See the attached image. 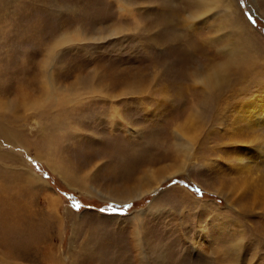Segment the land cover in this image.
Listing matches in <instances>:
<instances>
[{
  "label": "rangeland",
  "instance_id": "1",
  "mask_svg": "<svg viewBox=\"0 0 264 264\" xmlns=\"http://www.w3.org/2000/svg\"><path fill=\"white\" fill-rule=\"evenodd\" d=\"M45 1L0 61V264H264V0Z\"/></svg>",
  "mask_w": 264,
  "mask_h": 264
},
{
  "label": "bare ground",
  "instance_id": "2",
  "mask_svg": "<svg viewBox=\"0 0 264 264\" xmlns=\"http://www.w3.org/2000/svg\"><path fill=\"white\" fill-rule=\"evenodd\" d=\"M25 1V0H24ZM48 3L46 4V6L48 7H45L46 9L47 8H50L51 10H56V7L58 6L56 4V0H46L45 2ZM71 1V0H69ZM114 1V0H113ZM128 1V0H127ZM126 0H115V3L118 4L119 8L121 10H130L131 7L134 9L133 6L130 7V5H128L126 2ZM130 1V0H129ZM193 1V0H192ZM206 1V0H205ZM204 1V2H205ZM18 2L19 0H0V56H2L4 59L7 57V61L6 59H2L0 57V61L1 62H4V63H10L12 57L13 56V59L15 58L14 56H18L16 54L17 52V44L19 45V49L22 48L23 44L24 43V40H22L21 36H20V32H22V30L24 29V23L21 22V20L19 19L18 16H16L15 14H11L10 13V7L11 6H16L18 5ZM67 2L68 0H64V3L60 5L61 8H64V7H69L70 5H67ZM112 2V1H111ZM196 2V1H195ZM203 2V0H200V5L201 3ZM216 2L220 3L221 0H216ZM72 3V2H71ZM114 3V2H113ZM134 3V2H133ZM207 3V2H205ZM217 3V4H218ZM12 4V5H11ZM45 4V3H44ZM90 4V3H89ZM138 4V3H137ZM136 4V5H137ZM11 5V6H10ZM206 5V4H205ZM220 6L222 4H219ZM223 5L225 6V12H226V16H227V20H228V9L227 8V4L223 3ZM203 6V5H202ZM201 6V7H202ZM208 6H209V3H208ZM219 6V7H220ZM59 7V6H58ZM195 9H196V6H195ZM202 9V8H201ZM200 9V10H201ZM67 10V9H66ZM127 10V11H128ZM8 11V13H7ZM65 10H62L60 9L59 10V13H63ZM126 12V11H125ZM47 13V12H46ZM49 16V15H48ZM186 22V21H185ZM192 22V21H191ZM32 25H37V23H32ZM39 28V26H37V29ZM244 29V28H243ZM242 29V30H243ZM248 29V28H247ZM246 30V28H245ZM38 32L39 31H36V32H33L31 33L30 35H33V36H38ZM251 32V31H249ZM78 33V32H77ZM242 33V31H241ZM245 34H246V31H245ZM49 35H53L49 32ZM79 36V35H78ZM250 36V35H249ZM66 34H61L58 38H54L51 39V42H48V44L46 45L45 48H42L40 50H35L33 53L30 52L29 56H39L40 53H41V50H43L44 52V56H45V59L46 57L50 59V56H52V52H53V47L57 44V43H61L63 41H65L66 39ZM52 38V36H51ZM56 39L58 41H56ZM33 40V39H32ZM53 40V41H52ZM49 41V40H48ZM10 43H13L15 44V46H13L12 48H10ZM34 44V42H33ZM31 45V44H30ZM243 46V45H242ZM33 47V46H32ZM40 48V47H39ZM230 49V47H229ZM25 50V49H24ZM232 52H234L235 54H239V50L237 49L236 46H233V48L231 49ZM42 54V53H41ZM241 54L242 56L245 57L246 60H249L250 58H252L251 54H248L246 52H244L243 50H241ZM240 55V54H239ZM259 55V54H258ZM229 58V57H228ZM21 59V58H20ZM234 59V58H233ZM239 59V58H238ZM25 60V59H24ZM232 60V59H230ZM22 61V60H21ZM20 61V62H21ZM13 63H15V61H13ZM232 63V62H231ZM230 64V62H229ZM15 67H13V71H15V79L17 81L20 80V63L19 62H16L15 64ZM43 65H45V63H43ZM42 65V66H43ZM41 66V65H40ZM46 66V65H45ZM227 66V65H226ZM6 68L4 66V64L0 63V100H3L4 97H6V82H7V79H6ZM43 68V67H41ZM228 70H227V67L224 68H219L218 66L217 67H214L210 70H208L209 73H205L202 75V71H199L194 75V79H196L197 82H200L201 84H203L205 87L210 86L211 87V91L214 90L215 88H221L224 84V80H223V75L224 73H226ZM230 71V70H229ZM42 72V71H41ZM199 77V78H198ZM184 78H188V74L187 73H184ZM15 80V81H16ZM133 84V83H132ZM157 87V86H156ZM161 87V86H160ZM164 87H162L163 89ZM160 89V88H159ZM74 97V96H73ZM21 98V97H19ZM258 98V97H257ZM256 98V99H257ZM245 104V103H244ZM4 108L6 107V102L4 101L3 105H2ZM261 102L260 101H254L252 103H249L247 105V108L249 109H252L254 112L257 111L258 109H262L261 107ZM246 107V106H245ZM264 110V109H262ZM3 133V132H2ZM15 137V136H14ZM180 150V149H179ZM182 164V163H181ZM15 205V204H14ZM14 205H10L9 208L7 209L6 211V214H10L12 213L13 210H16V206ZM8 236L10 235V233L12 234L13 233V230L11 229H8ZM84 246V245H83ZM86 247V246H85Z\"/></svg>",
  "mask_w": 264,
  "mask_h": 264
}]
</instances>
